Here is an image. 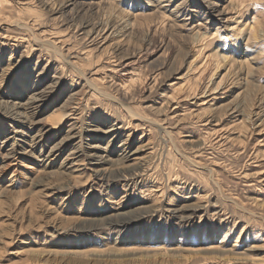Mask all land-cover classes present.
I'll return each mask as SVG.
<instances>
[{
	"label": "rangeland",
	"instance_id": "1",
	"mask_svg": "<svg viewBox=\"0 0 264 264\" xmlns=\"http://www.w3.org/2000/svg\"><path fill=\"white\" fill-rule=\"evenodd\" d=\"M43 1L0 0V264H264V0Z\"/></svg>",
	"mask_w": 264,
	"mask_h": 264
},
{
	"label": "bare ground",
	"instance_id": "2",
	"mask_svg": "<svg viewBox=\"0 0 264 264\" xmlns=\"http://www.w3.org/2000/svg\"><path fill=\"white\" fill-rule=\"evenodd\" d=\"M60 1V0H59ZM58 1V2H59ZM43 2H45L46 4H45V6H47V8H49V10H53L54 12L56 11V9L57 8H55V6H56V2H54V1H43ZM49 2V3H48ZM119 2V1H118ZM158 2V1H157ZM163 2H169V0H165V1H163L162 0V2L161 3H163ZM97 4H99V3H97ZM59 5V4H58ZM167 5V4H166ZM165 5V6H166ZM64 6V5H63ZM165 6H160V8L161 9H164L165 8ZM168 8V7H167ZM169 10V9H168ZM217 14H218V16H219V22H221V24L220 25H222L223 23H225V22H228V21H230V18H228L227 17V15L226 14H228V13H224V12H221V11H218L217 9H215L214 10ZM102 14V13H101ZM106 15V14H105ZM229 15V14H228ZM183 16V15H182ZM106 17V16H105ZM180 17V16H179ZM112 19V18H111ZM184 19H185V17H184ZM188 19V18H187ZM232 19V18H231ZM234 19V18H233ZM83 21V20H82ZM120 21V20H119ZM233 22V21H232ZM117 23V22H116ZM120 22H118V24H119ZM237 23V22H236ZM96 25H99L97 28L95 27ZM95 26H94V29L93 30H99V29H101V31L103 30H106V29H108V30H111V29H114V26H115V23H113V25L112 26H110V24L106 21V22H104V21H101V25L100 24H96ZM122 26V25H121ZM224 26V25H223ZM83 27V26H82ZM130 29V28H129ZM126 30V29H125ZM220 30V29H219ZM218 30V31H219ZM225 30H226V28H225ZM229 32H233L234 30H236V26L235 27H233V28H229V26H228V29H227ZM119 31V30H118ZM132 34V33H131ZM123 36V35H122ZM234 37V36H233ZM238 37V36H237ZM21 41V40H20ZM58 40H54V42L56 43ZM62 42V41H61ZM61 42H59V43H61ZM58 44V43H57ZM165 50V49H164ZM226 55V54H225ZM224 55V56H225ZM226 59V58H225ZM41 98V97H40ZM44 98V97H43ZM48 98H49V96H46L45 97V99H43V100H38V95H34L33 97H31L30 99H28V101L27 102H25V103H20V104H16V105H19V108H17V109H20V108H24V110H26L27 112H30V111H32V110H35L36 112L35 113H38L39 112V109L46 103V101L48 100ZM74 104V103H73ZM74 106V105H73ZM76 108V107H75ZM42 109V108H41ZM28 114H30V113H28ZM12 116H11V118L13 119V120H21V118H20V114L18 113V112H12V114H11ZM74 118V117H73ZM71 119V115H65L64 117H63V121H67V120H70ZM54 125V124H53ZM72 125H74V124H72ZM77 125V124H76ZM70 127V126H69ZM61 128V125L60 124H57V123H55V125L54 126H51L50 128H48L47 127V129H45V128H43V130L40 132V134H39V136L38 137H36V138H33V141H31V146L33 147V148H35V149H40L41 150V152H46V147H47V145H46V141L48 140V139H50L51 137H53V135H54V133L58 130V129H60ZM71 129V128H70ZM86 129H89V128H86ZM92 130V129H91ZM18 133V132H17ZM77 133V132H76ZM95 132H93V131H89L88 132V134H86L87 136H91L92 137V135L94 134ZM72 134V133H71ZM74 136H76V135H74ZM89 140V139H88ZM22 142V144L24 143L23 142V140L21 141ZM72 143V138H70V139H67V140H65V141H62L61 143H59L58 145H56V146H53L50 150H49V152H48V155L47 156H44V158H43V162L44 161H49V163H50V160L51 161H53V160H55V159H59L60 157H61V155L63 154V152L64 151H66L67 149H68V147L70 146V144ZM110 143V142H109ZM112 146H114L113 145V143H110ZM87 149L90 151V149H91V154H89V158L91 159V164L96 168V167H99V166H102V165H104V164H107V163H109V164H112L113 166H115V165H120L121 163H118V164H115V162L116 161H122L121 159H119V160H111L110 159V154L112 153V147H110V145L108 144V146H106L105 148L104 147H102V148H100V147H87ZM18 156L19 154L16 152V154H15V151H14V153L10 156V157H13V158H15V156ZM9 156L7 155V158H8ZM74 158H75V156H74ZM125 158V157H124ZM55 161H57V160H55ZM54 161V162H55ZM71 160H70V157L68 156L67 158H65V160H64V162L62 163V164H65V169H70V168H73L75 165H74V163H72V162H70ZM46 165H48V164H46ZM49 166V165H48ZM119 171V170H118ZM138 171V170H137ZM133 172V171H132ZM95 173H96V171H95ZM99 174V173H98ZM119 174V173H118ZM129 174V173H128ZM99 175H101V174H99ZM130 175V174H129ZM101 176H104V177H106L105 176V174H103V175H101ZM117 176H119V175H117ZM119 178V177H118ZM104 179V178H103ZM122 180H125V179H127L130 183H132L131 182V178H129L128 179V175H126V176H124V177H122L121 178ZM115 180H116V178H115ZM126 184V183H125ZM127 185V184H126ZM131 185V184H130ZM184 208H186V207H184ZM190 210V212L192 213L191 214V216H190V218L191 217H194V215H195V213L196 212H198L199 210H200V208L199 209H196V208H193V209H189ZM188 210V211H189ZM174 211H175V214H177V213H181L182 211H181V209H178V208H176V209H174ZM173 212V211H172ZM200 212V211H199ZM179 216V215H178ZM182 218H183V220H185V219H187L185 216H181ZM140 218V217H139ZM137 219H138V217H135V218H130V220L129 221H121L120 222V225H121V227H124V228H128V226H129V224L130 223H135L136 221H137ZM229 251H231V250H229ZM232 252V251H231ZM225 252H223V254H224ZM232 254V253H231Z\"/></svg>",
	"mask_w": 264,
	"mask_h": 264
}]
</instances>
